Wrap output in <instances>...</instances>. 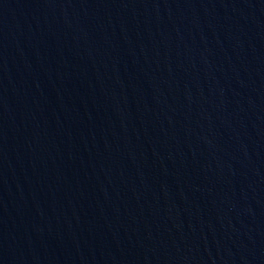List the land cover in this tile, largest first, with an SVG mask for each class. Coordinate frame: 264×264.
Wrapping results in <instances>:
<instances>
[{"label": "water", "instance_id": "obj_1", "mask_svg": "<svg viewBox=\"0 0 264 264\" xmlns=\"http://www.w3.org/2000/svg\"><path fill=\"white\" fill-rule=\"evenodd\" d=\"M0 264H264V0H0Z\"/></svg>", "mask_w": 264, "mask_h": 264}]
</instances>
